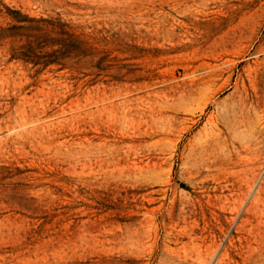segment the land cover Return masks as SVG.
I'll return each instance as SVG.
<instances>
[{
    "label": "rangeland",
    "instance_id": "obj_1",
    "mask_svg": "<svg viewBox=\"0 0 264 264\" xmlns=\"http://www.w3.org/2000/svg\"><path fill=\"white\" fill-rule=\"evenodd\" d=\"M0 264H264V0H0Z\"/></svg>",
    "mask_w": 264,
    "mask_h": 264
},
{
    "label": "bare ground",
    "instance_id": "obj_2",
    "mask_svg": "<svg viewBox=\"0 0 264 264\" xmlns=\"http://www.w3.org/2000/svg\"><path fill=\"white\" fill-rule=\"evenodd\" d=\"M257 177H258V176H257ZM254 186H255V185H254ZM252 189H253V188H252ZM253 191H254V190H253ZM250 192H251V191H250ZM257 193H258V192H257ZM247 194H249V193H247ZM245 199H246V198H245ZM245 203H246V202H245ZM242 204H243V203H242ZM242 204H241V205H242ZM241 208H242V207H241ZM240 211H241V210H240ZM238 214H240V213H238ZM211 260H212V259H211ZM211 262H212V261H211ZM209 263H210V262H209Z\"/></svg>",
    "mask_w": 264,
    "mask_h": 264
}]
</instances>
